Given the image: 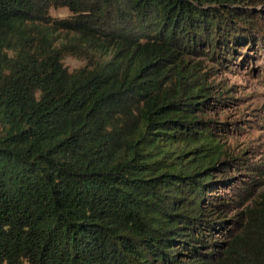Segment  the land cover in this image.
I'll return each instance as SVG.
<instances>
[{"label": "trees", "instance_id": "obj_1", "mask_svg": "<svg viewBox=\"0 0 264 264\" xmlns=\"http://www.w3.org/2000/svg\"><path fill=\"white\" fill-rule=\"evenodd\" d=\"M258 3L0 0V264H264V188L215 175L233 98L193 61L264 56Z\"/></svg>", "mask_w": 264, "mask_h": 264}, {"label": "rangeland", "instance_id": "obj_2", "mask_svg": "<svg viewBox=\"0 0 264 264\" xmlns=\"http://www.w3.org/2000/svg\"><path fill=\"white\" fill-rule=\"evenodd\" d=\"M259 1L261 3L254 7L261 8V13L255 16L257 19L264 18V0ZM49 13L54 17L70 15L65 7H52L49 9ZM260 23L264 24V19ZM225 49L226 51L223 53L222 51L221 54L217 53L213 60L210 53L193 57V61L199 64L202 70H210L212 74L210 80L214 82L215 86L217 84L222 88V93L218 92L221 90H217L216 94L233 98V101L226 99L225 104L216 109L210 118L227 124L225 130L220 133L222 134L221 142L226 145L228 155L236 158L235 167L230 166L224 171H217L215 175L218 176V179L221 177L233 178V184L238 189L248 187L249 182L258 183L255 187L254 185L250 186L249 191L245 194L248 196L253 189L256 194L260 188H264V56L257 47H250L246 44L239 49H231L229 44ZM260 49H262L261 46ZM63 62L70 69L82 65L80 59L70 56L65 57ZM225 89H229V92L224 93ZM239 160L242 163H239ZM246 166L249 169L244 168ZM253 168H258V171ZM258 185L260 187H257ZM224 190L226 194H231L230 190ZM212 194H221V192ZM225 210L227 211L226 217L234 216L235 211L232 207H227ZM231 227L232 225L227 224L224 227L225 230L214 231L211 239L225 241L226 230Z\"/></svg>", "mask_w": 264, "mask_h": 264}]
</instances>
